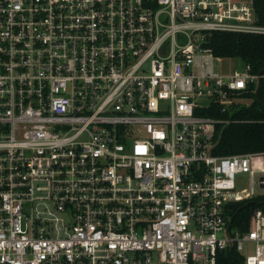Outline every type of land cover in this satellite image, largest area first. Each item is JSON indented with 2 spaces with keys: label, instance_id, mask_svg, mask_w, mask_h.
I'll return each instance as SVG.
<instances>
[{
  "label": "built area",
  "instance_id": "2783aa9c",
  "mask_svg": "<svg viewBox=\"0 0 264 264\" xmlns=\"http://www.w3.org/2000/svg\"><path fill=\"white\" fill-rule=\"evenodd\" d=\"M214 31L264 23L253 0H0V264H264V168L215 153L264 73L218 70Z\"/></svg>",
  "mask_w": 264,
  "mask_h": 264
},
{
  "label": "trees",
  "instance_id": "16d2710c",
  "mask_svg": "<svg viewBox=\"0 0 264 264\" xmlns=\"http://www.w3.org/2000/svg\"><path fill=\"white\" fill-rule=\"evenodd\" d=\"M253 3L258 22L264 23V0H253ZM208 44L216 55L240 58L250 64L252 72L264 73V34L214 31ZM252 95L254 100L250 105L235 111L234 115L238 120L226 124L219 133L215 153L255 152L253 164L264 168V78L258 94ZM259 205L258 195L236 202L232 212L233 225L248 228L251 215ZM243 262L244 257L235 250L221 251L218 260V264H244Z\"/></svg>",
  "mask_w": 264,
  "mask_h": 264
},
{
  "label": "rangeland",
  "instance_id": "374dc122",
  "mask_svg": "<svg viewBox=\"0 0 264 264\" xmlns=\"http://www.w3.org/2000/svg\"><path fill=\"white\" fill-rule=\"evenodd\" d=\"M243 60H241L240 58H235V57H223L222 60H218L217 61V68L218 70L222 71V72H229L232 71L236 68H239L242 66L243 64ZM254 100V98H250L247 100L248 103H252ZM259 176L260 174H256L255 179H256V184H255V189L256 192H264V188L260 187L258 180H259ZM242 181H241V186L245 187L248 185V180L246 178V176H242ZM249 252V251H247Z\"/></svg>",
  "mask_w": 264,
  "mask_h": 264
},
{
  "label": "water",
  "instance_id": "95a60500",
  "mask_svg": "<svg viewBox=\"0 0 264 264\" xmlns=\"http://www.w3.org/2000/svg\"><path fill=\"white\" fill-rule=\"evenodd\" d=\"M260 73H261V72H260ZM260 83H261V78L259 77L258 84H257V88H256V95H257V93H258V88H259Z\"/></svg>",
  "mask_w": 264,
  "mask_h": 264
}]
</instances>
